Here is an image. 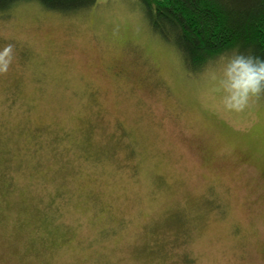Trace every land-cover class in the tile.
Here are the masks:
<instances>
[{"label": "rangeland", "instance_id": "rangeland-1", "mask_svg": "<svg viewBox=\"0 0 264 264\" xmlns=\"http://www.w3.org/2000/svg\"><path fill=\"white\" fill-rule=\"evenodd\" d=\"M7 43L0 264H264V99L224 110L138 0L18 1Z\"/></svg>", "mask_w": 264, "mask_h": 264}, {"label": "trees", "instance_id": "trees-1", "mask_svg": "<svg viewBox=\"0 0 264 264\" xmlns=\"http://www.w3.org/2000/svg\"><path fill=\"white\" fill-rule=\"evenodd\" d=\"M22 0H0V10ZM52 9H73L93 0H39ZM153 28L169 38L191 70L225 51L264 58V0H138Z\"/></svg>", "mask_w": 264, "mask_h": 264}, {"label": "clouds", "instance_id": "clouds-1", "mask_svg": "<svg viewBox=\"0 0 264 264\" xmlns=\"http://www.w3.org/2000/svg\"><path fill=\"white\" fill-rule=\"evenodd\" d=\"M16 57L13 43L0 49V75L7 74ZM224 110L243 113L264 99V58L239 49L225 51L209 63L205 73Z\"/></svg>", "mask_w": 264, "mask_h": 264}]
</instances>
